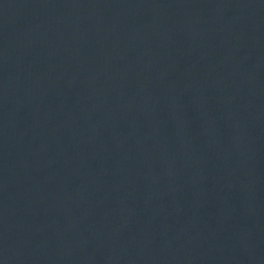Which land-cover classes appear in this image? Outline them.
Here are the masks:
<instances>
[{"label": "water", "instance_id": "obj_1", "mask_svg": "<svg viewBox=\"0 0 264 264\" xmlns=\"http://www.w3.org/2000/svg\"><path fill=\"white\" fill-rule=\"evenodd\" d=\"M0 264H264V0H0Z\"/></svg>", "mask_w": 264, "mask_h": 264}]
</instances>
